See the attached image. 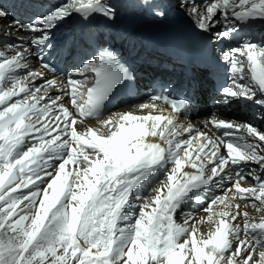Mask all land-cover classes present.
<instances>
[{
	"label": "snow or ice",
	"instance_id": "6c2138e0",
	"mask_svg": "<svg viewBox=\"0 0 264 264\" xmlns=\"http://www.w3.org/2000/svg\"><path fill=\"white\" fill-rule=\"evenodd\" d=\"M184 6L203 33L223 24L218 38L238 32V25L264 21V0ZM73 14L114 18L104 0H67L32 23H17V29L37 35L0 51V264H264V175L251 169L255 183L243 186L248 164L264 173V132L215 118L205 126L223 130L222 135L194 130L178 123L189 103L164 94L138 106L141 112L151 110L148 114L101 119L129 78L106 50L66 82L45 79L36 87L34 81L45 74L29 68L30 48H50V31ZM6 16L0 9V18ZM224 57L231 86L220 90L222 102L243 99L264 109V45L244 40ZM41 68L54 71L46 63ZM21 70L27 71L19 75ZM49 89L63 95L52 97ZM91 119L99 126L78 131ZM149 137L154 140L146 142ZM220 181L231 187L202 209L209 213L206 221L190 224L189 214L176 223L182 205L204 204L199 191ZM146 182L150 197L138 192ZM237 199L250 200L262 213L260 221L241 213ZM213 205L222 208L214 211ZM241 215L243 227L234 223ZM204 222L213 226L207 238L198 228Z\"/></svg>",
	"mask_w": 264,
	"mask_h": 264
},
{
	"label": "bare ground",
	"instance_id": "6f19581e",
	"mask_svg": "<svg viewBox=\"0 0 264 264\" xmlns=\"http://www.w3.org/2000/svg\"><path fill=\"white\" fill-rule=\"evenodd\" d=\"M192 0H181L182 3H184V5H187V4H194V5H197L199 6L201 9H202V5H203V0H195L193 1V3H191ZM179 2V1H178ZM180 7V6H179ZM184 10H188V7H183ZM190 15V13H189ZM10 24L7 22V17H3V18H0V50L1 51H4L5 50V45H12L13 43L16 42L17 39L21 38L20 36L16 35V34H11L12 32L10 31L9 29V26ZM9 55H11V53H9ZM30 55V54H29ZM30 63V62H28ZM37 82H41V80L38 78L34 81V83H37ZM48 94L52 97H55V90L53 89H49L48 90ZM125 107V106H123ZM125 112H133L134 114L136 115H143V114H148V112H141V111H135V106H128L126 108H119L117 110H115L114 112H112L109 116H111L113 113H125ZM198 125L200 126V122L198 121ZM99 126V122L96 121V122H93L91 124L88 125V127H98ZM84 131V130H83ZM82 132V131H81ZM182 138H189L187 135H184ZM154 139L149 137L146 139V142H152ZM193 147H195V145H193ZM73 166L69 165L67 166V168L70 170ZM187 171H193L192 169H186ZM70 179H74V178H70ZM158 186V185H157ZM24 191H27V190H24ZM50 191V190H49ZM146 189L140 191L138 190L139 192V195H142V197H150L153 195V192H145ZM145 192V193H144ZM224 195V194H223ZM222 195V196H223ZM189 203V202H188ZM236 203H238L240 205V208H239V211H244V212H247L248 213V216L249 218L252 220H254L255 222H259L260 221V217L262 215V213L260 214H254V212L251 211V208L252 206H249L247 204H244V203H241L240 201L236 200ZM206 205V204H205ZM205 207V206H204ZM207 207V206H206ZM203 208V206L201 207ZM213 210L214 211H219L220 208H222V205L221 206H218V205H213L212 206ZM200 210V209H199ZM235 211V209H233ZM200 212V211H199ZM198 212V215H196L197 213L194 211V213L192 212H189L188 211V208L186 207H181L180 210H178V212L176 213L174 219L176 218V223L178 224H182L184 222V218L186 216H189V214H191V216L194 218V220L190 221V224L195 222V221H206V218L208 217L209 213L207 212V214H205L206 212L203 211V213H199ZM202 212V211H201ZM244 219L245 218H241L240 216L238 217V220L234 223H239L240 225H242L244 223ZM213 226L207 222H204V223H201L198 225V228H199V233L200 234H203L204 238H207V233L208 231L212 228ZM241 238L243 239L244 236L241 234ZM256 259H259V257L257 256Z\"/></svg>",
	"mask_w": 264,
	"mask_h": 264
},
{
	"label": "rangeland",
	"instance_id": "374dc122",
	"mask_svg": "<svg viewBox=\"0 0 264 264\" xmlns=\"http://www.w3.org/2000/svg\"><path fill=\"white\" fill-rule=\"evenodd\" d=\"M187 13L189 14V11H188V10H187ZM13 99H14V98H13ZM15 99H16V98H15ZM17 99H19V98L17 97ZM153 186H156V185H153ZM143 190H144V189H143ZM146 191H147V192H148V191H149V192H152V190H151L150 187H148ZM146 191H145V192H146ZM145 192H144V193H145ZM149 192H148V193H149ZM141 196H142V195H141ZM208 202H210V201H207V202L205 201V203L202 204V205H203V208H205L206 206H208ZM205 204H206V205H205ZM186 205L188 206V209H189L190 211H195L197 214L194 213V212H193V213L196 214V215H198V212H199V211H200V212H199L200 214L203 213V210H202L203 208H201V206H198V207H197V203H196L195 201H189V203L187 202ZM199 205H200V204H199ZM204 206H205V207H204ZM199 209H200V210H199ZM252 209H253V208H251V211L254 212V214H255V213H256V214H260V213H258V212H256V211L252 210ZM201 211H202V212H201ZM205 214H207V212H206ZM175 221H176V218H175Z\"/></svg>",
	"mask_w": 264,
	"mask_h": 264
}]
</instances>
